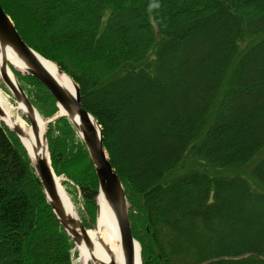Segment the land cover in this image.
<instances>
[{
	"label": "trees",
	"instance_id": "1",
	"mask_svg": "<svg viewBox=\"0 0 264 264\" xmlns=\"http://www.w3.org/2000/svg\"><path fill=\"white\" fill-rule=\"evenodd\" d=\"M0 5L100 125L143 264H264V0ZM21 81L41 117L57 112L37 80ZM47 141L54 173L79 188L94 222L86 149L64 118L47 126ZM41 212L52 241L34 242ZM72 249L0 122V264H72Z\"/></svg>",
	"mask_w": 264,
	"mask_h": 264
},
{
	"label": "water",
	"instance_id": "2",
	"mask_svg": "<svg viewBox=\"0 0 264 264\" xmlns=\"http://www.w3.org/2000/svg\"><path fill=\"white\" fill-rule=\"evenodd\" d=\"M8 54L12 55L26 74L35 78L46 88L57 102L59 117H65L79 135L88 152L97 179V200L100 199L105 203L115 219L120 236L121 252L124 258L123 264H135V245L137 242L131 233L128 204L122 183L110 164L104 149L101 127L83 109L77 85L72 81L74 93H71L59 84L41 63L42 58L22 40L9 16L0 6V77L6 88L13 95L18 106L23 107L26 118L31 125L33 137L41 139L44 144L43 153L39 155L32 148L30 150L31 153L29 152L23 142V139L28 141L29 138L25 131L20 130L15 125L10 130L18 137L28 157L33 160V167L59 224L76 247L85 245L91 252L92 242L86 228L74 213L65 209L58 197L57 184L49 163L48 146L44 131V126L48 121H42L41 128L38 123V114L25 92L17 82L15 83L9 78L7 74V62H10L7 60ZM59 73L62 74L60 70ZM6 116L7 114L0 108V120L3 121ZM100 243L103 244L102 240H100ZM107 249L109 250L108 247ZM90 259L93 264H118L114 257L111 258V262H105L95 257L92 252L90 253Z\"/></svg>",
	"mask_w": 264,
	"mask_h": 264
},
{
	"label": "bare ground",
	"instance_id": "3",
	"mask_svg": "<svg viewBox=\"0 0 264 264\" xmlns=\"http://www.w3.org/2000/svg\"><path fill=\"white\" fill-rule=\"evenodd\" d=\"M7 60L11 62H7V74L11 81L16 83L17 79L14 75V72L24 74L25 71L18 64V62L14 60L11 54H8ZM41 63L62 87L66 88L71 93H74L73 82L64 74H60L55 65L45 59H41ZM0 108L5 114H7V116L3 119L7 125H15L20 130L25 131L29 135L28 141L23 139V142L27 146L29 152L32 148L33 151H36L39 155H41L43 153L44 144L42 143L41 139H36L33 137L31 126L28 125L22 118V116L25 114L23 107H16L10 103L9 96L3 91L1 87ZM38 123L40 126L43 124L40 117L38 118ZM55 182L57 183V192L61 203L67 211L75 213V207L73 206L71 199L61 186V179L55 177ZM97 204L98 213L96 215L97 217L95 219V224L92 229L88 230V236L92 242L91 252L95 257H98L105 262H111V258L114 257L118 264H123L124 258L120 247V236L113 214L100 199L97 201ZM100 240H102L103 244L100 243ZM91 252L85 245H82L78 248L79 255L77 261L80 264L90 263L89 259ZM135 254V264H141L139 256L140 250L137 245L135 246Z\"/></svg>",
	"mask_w": 264,
	"mask_h": 264
},
{
	"label": "rangeland",
	"instance_id": "4",
	"mask_svg": "<svg viewBox=\"0 0 264 264\" xmlns=\"http://www.w3.org/2000/svg\"><path fill=\"white\" fill-rule=\"evenodd\" d=\"M18 81L21 84V86L26 91H28V87H27V84L25 83V81L24 82L21 81V78H18ZM0 87L9 96V101L11 103V96H10V94H8V92L3 87V84H2L1 81H0ZM68 161H69L68 164L73 162V160H71V161L68 160ZM60 178H61V186L63 187V189L65 190L66 194L71 199V202H72L73 206L75 207L76 215L80 216V217L85 216L84 204H83V200L81 198V195L79 193V188L71 180L69 181L67 178L63 177V175ZM40 228H41V230H40ZM36 230L39 233L35 234L34 242H36V241L41 242L42 240L52 241L53 236L50 235V230H49V227L47 226V222H46V219L44 217V213L43 212L40 213V217L37 220ZM56 252L59 253V250H56ZM71 259H72V264H80L77 261L78 257H77V253H76L75 250L72 251Z\"/></svg>",
	"mask_w": 264,
	"mask_h": 264
}]
</instances>
